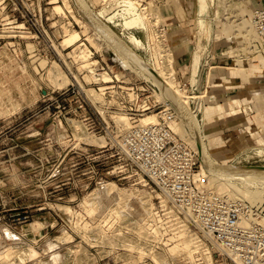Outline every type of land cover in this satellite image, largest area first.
I'll use <instances>...</instances> for the list:
<instances>
[{
    "label": "rangeland",
    "instance_id": "obj_1",
    "mask_svg": "<svg viewBox=\"0 0 264 264\" xmlns=\"http://www.w3.org/2000/svg\"><path fill=\"white\" fill-rule=\"evenodd\" d=\"M82 1L90 5L88 0ZM101 1L102 0L91 1L92 4L95 3L94 5H96V8L90 6L97 14L98 11L104 7L100 4H96ZM189 1L191 5L188 8L191 15L189 19H191V21L193 20L191 26L193 25L196 30L200 29V54H196L193 72V82H196V77L199 74L201 75L205 62L201 52L203 48L206 47L207 41L210 40L213 42L214 40L215 43L211 45L212 48L216 45L215 37L217 38V36L221 35L231 37L238 31L247 30L246 27L249 26V19L245 20L243 23H237L236 21H232V13L239 11L240 14H250L251 8H232L229 12V15L232 17H226L227 15L223 11L226 7H224L223 10L218 7V4L221 6L220 1L218 4L217 0ZM0 2L9 4L8 8L5 10H2L0 7V17L3 18L2 22L4 23L0 26V37H2L0 40V148L4 146L15 147L13 151H9L7 154L0 151V160H4L6 157L12 160V165H3L4 163H0V229L7 225L6 222H10L17 225L18 234L22 235L24 232L31 233L29 236L20 235L21 238L19 242H4L6 245L0 247V253L5 251L4 249L9 245L16 246L15 248L20 247L22 250L17 249V254H13L9 259L0 256V264H46L45 261L48 260L49 257L47 245L48 242L53 240L58 242V250H63L65 253L60 264H117L121 258V247L118 245L119 232L117 233V231L110 229H102L98 230L96 233H91L90 236L87 221L91 219L90 216L94 217L95 213L98 214L100 210H105L111 206L113 201L116 202L122 190H127L128 188V191H136V194L139 193L142 195L146 192L142 189L146 188L141 186L140 189L137 188L135 190L134 188L131 189V187H129L130 185L128 186L127 183L119 182L115 176L108 172L111 170L112 161V158H107L110 152L103 151L99 144L79 140L75 134L72 135L69 133L70 130L65 121L64 127L59 128L52 122V109L47 108L46 104L43 102L46 91L66 87L70 82L69 68L75 69L73 67V58L77 51L75 48H77V45L80 44L79 42L84 39V35L89 39V35L96 34L93 38L99 45L102 44L101 40L104 41L105 39L98 37L97 32L94 31L96 30L95 26H93L91 22L89 23L90 20L84 17L82 12L86 16H90L89 13L82 9L83 5L87 3L81 5L79 4V0H0ZM134 2L139 11H142L143 8L140 9L138 7L137 1L135 0ZM150 4L151 3L147 6L149 11V14H147L148 31L143 27L140 21L136 18L133 19L131 16L129 17L128 26H126L125 17L130 14L126 13L127 16H123V7L118 10V13L123 16L122 24L124 27L128 29L142 28L147 33V39L133 31L129 33L128 37H124L116 28L108 23L105 17L98 15L115 29L114 31L118 33L122 40L127 41L131 34L141 39L142 44H144H141L142 46L139 47L140 56L143 57V59L146 57L152 62L155 61L152 54L158 47L159 42V36L157 34L159 31H163L162 33L166 35L167 44L173 50L174 67L176 69L175 51L170 42V33L173 30L178 33L180 24L178 23V26L174 24L171 21V16L175 14L182 16L188 10H185L186 6L182 4V0H170L166 5L157 8V10L159 9V14L161 13L159 15L154 9L156 7ZM57 5L61 6V10L56 8ZM79 5L82 12L78 8ZM230 7L232 6L228 8L230 9ZM115 12L117 11H113V13ZM113 13L111 15H114ZM8 15L14 18L17 17L19 20H30L34 17L43 19V34L36 37L37 35L32 32H19L18 34L21 35V38L12 39L9 36L16 34V31H10L11 29L8 28L7 22L11 19L7 17ZM149 17H151V20ZM153 19L158 20L155 23ZM153 22L154 26L152 25ZM84 23L87 24L85 25ZM66 25L69 26H67L69 29L72 26L73 29H77L82 33V38L75 42V44L69 46L63 44L64 38L68 34L65 30ZM85 26L88 27L89 33L84 31ZM163 26H166L165 30L162 29ZM151 27L152 29H150ZM151 33L157 38L154 40L151 38L150 40L148 35ZM235 39L236 38H234V40ZM225 40L226 39L218 41V45L222 43L226 45L233 44L232 48L237 49V44ZM105 42L107 41L105 40ZM13 44H16L15 47H17L15 52L10 48V45ZM31 44L33 45L32 48L29 46ZM107 44L112 48L109 43ZM128 44L132 46L129 42ZM18 52H22L23 55ZM259 57L263 60L262 56ZM44 59L45 61L47 60L45 65H43L44 63L42 62ZM54 64L59 65L68 76V83L66 85L57 86L48 78L50 69ZM235 65L236 74L245 76L247 80H249L248 77L250 75L255 77L257 74L256 72H260L261 70L259 64L253 61L249 64L240 62ZM213 70L212 66L209 71L206 69L208 80L211 79ZM139 74L141 76L145 75L142 71H139ZM177 83L181 85V87H188V85H182L180 81H177ZM188 92L198 93L197 91L189 90V87ZM202 92L203 91H201L200 94H202ZM205 94L206 93H204L203 97L192 99V101L194 100V102L201 106V109L204 107V103L201 102H203ZM37 100L38 103H36ZM254 104L255 110H257L256 112L249 111V108H247L249 103L239 106L233 101L217 106L219 110L207 106L205 112L207 116L210 115V111L213 116L219 112L218 115L224 116L223 118L225 120V116H227L229 111L237 114L238 110H242L245 105L246 111H249L247 114L249 113V116L254 114L252 119L247 118L248 122H246L248 125L252 121L258 124L264 121V119H262L264 118V101L258 99L254 101ZM37 105L39 111L38 122L36 121ZM193 109V104L191 102V111L196 113V110ZM8 116H12L13 118L10 124L8 123L10 120L5 121V118ZM230 117L233 119L232 123L235 124H242L246 120L243 113H239L235 118L232 116ZM207 118L210 119L212 117L208 116ZM231 118L229 119L231 120ZM196 119L200 121L198 133H200L201 143H204L203 145L207 148V157L210 159L211 163L214 162L218 167H221L220 165H226L227 167L231 166V164L238 163L264 164V145H258L254 149H246L245 153L239 156L235 155L238 148H245L251 143L249 142L246 144L244 140L246 132L243 126L235 128L237 129L236 133L230 135L229 132L221 133V129H210V132L206 131L205 133L206 127L204 120L201 119L198 113L196 114ZM68 121L70 124L73 122L71 118H69ZM226 125L229 126L227 123ZM37 127L41 130L39 133L36 132ZM192 135L196 138L194 139L199 148L195 132ZM25 152L28 153L24 154ZM86 155H90L91 157H86ZM203 169L208 171V167L202 160L199 172ZM200 176L203 177V175ZM110 181L116 182L119 188L123 189H117L108 194L103 190V183ZM206 182L215 187L217 178L209 175V177L206 178ZM233 184L232 187L235 191L232 194L230 193L233 197L244 198L255 204L264 202V187L262 184L257 187L254 180L233 182ZM136 194L132 193V195ZM90 197L91 200L89 199ZM92 207H94V209H92ZM37 221L41 223L38 227L33 224ZM52 223L54 224L53 228L50 225ZM64 234L73 235L69 240L62 239V241H59L57 237L59 235L63 236ZM91 238H97L98 240H92V242L90 240ZM110 239L113 240L111 241ZM174 244L175 243L172 245ZM30 245L38 249L39 255L29 253L28 247ZM172 245L170 247H172ZM129 249L132 250L133 247ZM27 250L28 252H26ZM218 251L220 252L219 248L215 246L212 248L215 264H235L228 258L222 260V256L219 255L220 253ZM186 253L185 251L174 253L169 248V250L154 256L153 260H148L149 262H139L136 264H166L167 259L169 260L171 257H184V255L188 254ZM173 264L180 263L178 261H173Z\"/></svg>",
    "mask_w": 264,
    "mask_h": 264
},
{
    "label": "built area",
    "instance_id": "obj_2",
    "mask_svg": "<svg viewBox=\"0 0 264 264\" xmlns=\"http://www.w3.org/2000/svg\"><path fill=\"white\" fill-rule=\"evenodd\" d=\"M136 1L140 9L151 3L159 14L157 8L170 0ZM218 1L223 9L226 7L223 10L226 17H232L229 12L234 8L232 3L235 0ZM96 4L102 7L117 5L111 9L112 12L125 5L124 0H102ZM8 5L0 2L2 10L7 9ZM229 6L232 7L229 9ZM232 14V21L237 23L249 19L247 30L238 33L244 36L248 48L264 54V1L262 5L252 7L250 14H240L239 11ZM7 17L11 18L7 22L8 28L16 31V34L9 36L12 39L21 38L19 32H32L36 37L44 32L43 19ZM2 20L0 17V26L4 24ZM108 23L124 37L133 31L147 39V33L142 28H125L120 13ZM162 29L165 30L166 26ZM101 42L98 48L84 35L79 42L80 48L74 54L75 69L69 68L70 82L66 87L46 91L43 98L47 108L52 109V122L59 128L64 127L65 121L70 131L66 130L74 135L73 122L70 124L68 121L71 118L79 122L87 133L106 138L101 148L110 152L107 158H112L108 172L119 182L127 183L131 189L146 188L143 197L131 195L126 198L125 204L120 207L121 214L118 212L119 197L105 210L95 213L94 217L90 216L91 219L87 221L89 235L102 229L119 232L121 258L117 264L153 260L155 255L168 250L172 243L170 238L181 230L191 235L193 254L171 257L167 259L168 264H173V261L180 264H215L214 246L219 248L222 260L228 258L235 264H264V225L261 222L264 202L255 204L233 197L225 191H218L206 182V178L196 177L201 167L199 153L174 130L172 122L177 119L178 113L160 100V86L141 76L132 67L124 66L108 44L103 40ZM10 46L13 52L17 50L16 44ZM18 53L23 55L22 52ZM207 56L203 69L209 71L213 65L210 64L211 54ZM181 84L188 85L191 91L201 92L188 82ZM92 89L100 94L99 98L92 96ZM192 104L199 114L201 108L195 102ZM153 112L158 114V119L144 122L143 116ZM121 116L128 118V124L120 120ZM107 183H103V187ZM246 219L251 221L249 226L244 225ZM6 224L0 229V247L5 245L4 242H19L22 235L31 234H18L15 223ZM50 225L54 227L53 223ZM131 247L132 250L129 249ZM56 250L57 247L49 249L46 264H55L52 253Z\"/></svg>",
    "mask_w": 264,
    "mask_h": 264
},
{
    "label": "bare ground",
    "instance_id": "obj_3",
    "mask_svg": "<svg viewBox=\"0 0 264 264\" xmlns=\"http://www.w3.org/2000/svg\"><path fill=\"white\" fill-rule=\"evenodd\" d=\"M134 1L133 0H124V4L125 5L123 6V8L125 10L124 9L122 10V11H124L123 12L124 13L123 16H127L126 13L130 14L129 16L125 17L126 23H127L126 26H128V22L130 20L129 17L131 16L133 19L136 18L138 21H140L143 24V27L148 31L149 30L148 19H147L148 18L147 14H149V11L147 9L148 7L144 6L142 11H139V9L137 8L136 3ZM85 3L82 0H79V4L83 5ZM218 3H219V1H218ZM69 4H68V6H69ZM116 6L117 5H114V4L111 7L104 6L102 9H100L98 11V14L101 15L102 17H105L107 19V21L109 19L112 20L113 17H115V15H117V13H118V10L115 13L112 12V10H113L112 8H114ZM203 6L205 7L204 4H203ZM60 7L61 6L57 5L56 8L57 9L59 8L58 10H61ZM69 7L71 8V6H69ZM82 9L85 12L89 13V15H90L89 17L92 18V19H90L89 23L91 22V24L93 26H95L96 30H94V31L97 32L98 37L105 39L107 41L106 43H109L112 46L111 49L115 52L116 57L121 60L122 64L124 66H127V67H129V66L132 67L138 73H139V71H142L145 74V75H143L144 78L150 79V80L154 81L157 85H159L160 88H161V90L158 91V95H159L160 100L162 102H164L166 105L176 109V111L178 113L177 114V119H175L172 122V126H173L174 130L181 137H183L186 140H188L195 147V149L197 150V152L200 155L202 154L203 161H204L205 165L208 167V171L206 169H203L202 171L200 170V172L197 173L196 177L208 178L209 175L215 176L217 178V183L215 184V188L218 191H225L229 195H231L235 191V189H233V187H232L233 182L236 183V182H242V181H246V180H254L257 187L259 185H261V184L264 187V170L263 169H255V168L243 167V166H241V167L227 166L226 167V165L225 166L220 165L221 167H218V166L215 165L214 162H213L214 164L211 163L210 159L207 157V153L208 152L206 151L207 150L206 146L203 145L204 143L203 144L201 143V147L199 146V148H198V146L196 144V141H195L196 138L192 134H194V132H196V129L199 132L200 121H198L196 119V114L197 113H194L193 111H191L192 113L190 114L188 112H189V110H191V102L192 103L194 102V100L192 101V99L196 98V97H203L204 93H206V92L203 91L202 94H200V92H198V93H193V92L189 93L188 92V87H186V86L185 87L184 86L181 87V85H179L177 83V81H178L177 80V74H176V69L174 67V53H173V50L171 49V47L167 44L166 35H164L165 33L164 34L162 33L163 31L162 32L159 31L158 34H157L159 36V38H158L159 42H158V47L157 48L155 47L156 49H155V51L152 54L153 57L155 58V61L152 62V61L148 60L146 57L143 59V57H141L137 53H135V51H137L140 54L139 47L144 44V43L142 44L141 39H139L136 35L131 34L130 38L127 39V41L132 45V46H130L127 41L122 40L117 35V33L114 31V29H112L110 26H108L109 24H107V22H105L106 20L104 21L93 10V8L90 9L88 7V5L85 4V5H83ZM112 13L114 15H111ZM150 18L151 17H149V19ZM96 19H97V21H96ZM154 20H155V23H156L158 19H153V21ZM152 25L154 26V22H153ZM155 25H157V24H155ZM67 26L68 25L65 26V30H66V32L68 34L66 33L67 35L64 38L63 44L66 45V46L67 45L69 46V45H73V44H75V42L79 41L80 38H81L82 33H81V31H79L77 29H73L72 26H71L70 29L68 28L69 26L68 27ZM152 27L150 29H152ZM157 29H158V27H157ZM67 30H69V31H67ZM84 31L85 32L89 31L87 26H85ZM94 35H96V34H94ZM94 35H89V39L91 40L90 42L94 46L99 48L101 45H99V43H97V41L93 38ZM148 37L150 38V40H151V38L153 40L155 38H157V37H155V35L153 33L149 34ZM105 40H104V42H105ZM29 46L32 48L33 45L31 44ZM78 48H80L79 45H77V48H75V49L78 50ZM42 62L41 63L43 65H45L47 63V60L45 61V59H44ZM204 64H205V62H204ZM48 78H50V80L53 83H55V85H57V86L58 85L59 86H64V85H66L68 83V76L60 68V66L57 65V64H54L52 66V68L50 69ZM106 78H109V77L106 75ZM90 91H91V94H92V96L94 98H99L100 97V94L98 92H96L94 89H92ZM201 103H203V102H201ZM177 105L179 106V109H178ZM196 106L197 107L199 106L198 103H196ZM200 107L201 106H199L198 108H200ZM180 110L182 112H180ZM193 110H196V109H193ZM157 119H158V114L156 112L147 113V114H145V116H143V121L144 122L156 121ZM191 119L196 122V127H193V126L190 125V124H192L191 123V121H192ZM120 120H122L125 124H128V118L126 116H121ZM73 125H74L75 135H76V137L79 140H81V141L84 140V141H88V142H91V143H96V144H99V145H104L106 143V138L104 136H96V135L87 133L85 130H83V127L81 126V124L79 122L73 121ZM201 164H202V161H201ZM200 175H203V177H201ZM117 189H121V188H119L118 184L116 182H114V181L108 182L103 187V190L105 192H107L108 194H110V192L115 191ZM134 189L136 190L137 188H134ZM138 189H140V188H138ZM142 190H144V189H142ZM132 193L136 194V191H132V190L128 191V188H127V190H122V193H120V195L118 194L119 197H120L119 204L120 205H124L125 201H126V198L129 195L131 196ZM136 195L143 197L145 194L140 195L139 193H137ZM89 199L91 200V197ZM86 201H88V200H86ZM91 204H92V202H91ZM120 205H119V207H120ZM85 208H87V207H85ZM92 209H94V207H92ZM118 212L121 213L120 208H118ZM94 213H95V211H94ZM263 219H261V222L264 225ZM33 224L36 227L41 225V223L39 221H37V222H35ZM250 224H251L250 219H246L244 221V225L245 226H249ZM72 235L71 234H64L63 236L59 235L57 238L59 239V241H62V239L69 240L72 237ZM190 236L191 235L186 230H181V232L175 233L170 238V240H172V243L170 244V246L173 243H175V244L172 245V247L169 246L168 250L170 248L174 253L185 251V252L188 253V254L186 253L187 256H192L194 249H193V240H192V237H190ZM15 247L13 245H9L8 247H6L4 249L5 251L1 250L3 252L0 253V256L2 258L9 259V257L12 256L13 254H15V253L17 254L18 250H22V248H20V247L19 248H15ZM56 247H57V250L52 253L53 254L52 258L54 259V263L55 264H60L62 259H63V257H64V255H65L64 251L63 250H58L59 247H58V242L57 241L53 240V241L48 242V245H47V249L48 250L49 249L52 250V249H54ZM77 248H79V247H77ZM28 249H29V253H32L34 255H37L39 253L38 249L35 246H33V245H30L28 247ZM26 252H28V250ZM143 264H147V263H143Z\"/></svg>",
    "mask_w": 264,
    "mask_h": 264
},
{
    "label": "crops",
    "instance_id": "obj_4",
    "mask_svg": "<svg viewBox=\"0 0 264 264\" xmlns=\"http://www.w3.org/2000/svg\"><path fill=\"white\" fill-rule=\"evenodd\" d=\"M263 1L264 0H235L232 3V6L238 9H244V7L252 8L262 5ZM182 2L183 5L186 6L185 10L188 11L182 16H178L177 14L171 16V21L176 25L179 23L180 27L178 28V33H176V31L174 30L171 31L170 42L175 51V66L178 81H180L181 83L188 82V84H192L194 87H198L199 91L201 90L206 92L203 98L204 107L201 109V112L199 111V116H201V119L204 120V124L206 127L205 133L206 131L210 132V129H221V133L229 132L230 135L236 133L237 129L235 128H240L243 126L246 132L244 140L246 141V144H248L249 142L251 143L249 146L247 145L248 147L246 146L245 148H238V151L235 153L236 156L244 154L246 149H254L258 145H264V121L258 124L253 123V121L250 122L249 125L247 123V118L252 119V116L254 115L252 114V116H249V113L247 114V112L257 111L254 108V101H257L258 99L264 101V54L256 53L248 48L245 45L246 40L244 39V36L242 34H239L238 32H236V34L231 37L224 35L217 36V38H214L216 40V45L211 48V45H213V43L215 42L214 40L213 42L208 40L205 45L206 47H204L201 52L203 59H207V55L209 53L211 54L210 64L213 65L214 69L212 71L211 79L208 80V74L206 73V70L202 68L201 75L199 74L197 76L198 78L196 77V82H193L196 54H200V29L196 30L194 29L193 25L191 26L193 20L191 21V19H189L191 15L188 9L189 6H191L190 1L182 0ZM218 7L223 10L222 4L221 6H219L218 4ZM234 38L236 39L234 40ZM222 39H226L227 41H231L232 43L237 44L239 48H232L233 44L226 45L225 43H222L218 45V41ZM259 56H262L263 60ZM251 61L257 62V64H259V68H261L260 72H256L257 74L255 77L250 75L248 77L249 80H247L245 76L236 74L235 64L240 62L249 64ZM229 101H233L236 105L238 104L239 106L241 104L249 103V105L247 106V108H249V111H246V106L244 105L242 110H238L237 114L231 113V111H229V113H227V116H225V120L223 118L224 116L218 115L219 112H217L213 116L211 115V111L210 115L208 116L212 118H207L208 116L205 112L207 106H211L214 109L219 105L228 103ZM36 103H38V100L36 101ZM36 107V121L38 122V105ZM239 113L244 114L246 118L245 122L247 121V124L245 122L242 124L232 123L233 119L230 116L235 118ZM229 118H231V120ZM12 119V116H8L7 118H5V121L10 120L8 122L10 124L13 121ZM226 123L229 126H227ZM39 131L41 130L39 129V127H37L36 132L39 133ZM14 149V146H4L3 148H0V151H3L5 154H7V152L13 151ZM27 153L28 152H25L24 154ZM0 163H4L3 165H12V160L6 157L4 160H0Z\"/></svg>",
    "mask_w": 264,
    "mask_h": 264
},
{
    "label": "water",
    "instance_id": "obj_5",
    "mask_svg": "<svg viewBox=\"0 0 264 264\" xmlns=\"http://www.w3.org/2000/svg\"><path fill=\"white\" fill-rule=\"evenodd\" d=\"M87 3V2H86ZM88 4V3H87ZM88 7L91 9L92 7L88 4ZM78 8H79V10H81V12H82V9L80 8V5L78 6ZM82 14L84 15V17L87 19V20H90V19H92V18H90V17H88V16H86L83 12H82ZM105 23V22H104ZM108 26H110L111 27V25H108ZM112 29H114L113 27H111ZM115 30V29H114ZM117 33V32H116ZM117 35H118V33H117ZM119 36V35H118ZM135 53H137L139 56H140V54L137 52V51H135ZM178 106V105H177ZM178 109H179V106H178ZM180 112H182L181 110H180ZM188 113H192L191 112V110H189V112ZM192 120V119H191ZM190 120V121H191ZM191 123L192 124H190L191 126H193V127H196V122L195 121H191ZM196 132H197V134H196ZM196 132H195V136L197 137V140H198V144H199V146L201 147V140H200V133H198V131H197V129H196ZM199 158H200V161H202L203 160V156H202V154L200 155L199 154ZM239 166H243V167H250V168H255V169H263L264 170V164H242V163H238V164H231V167H239Z\"/></svg>",
    "mask_w": 264,
    "mask_h": 264
}]
</instances>
